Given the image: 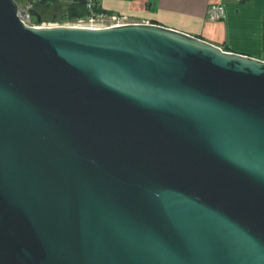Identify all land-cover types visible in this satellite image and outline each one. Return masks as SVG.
Masks as SVG:
<instances>
[{
    "label": "water",
    "instance_id": "95a60500",
    "mask_svg": "<svg viewBox=\"0 0 264 264\" xmlns=\"http://www.w3.org/2000/svg\"><path fill=\"white\" fill-rule=\"evenodd\" d=\"M19 7L0 0V264H264V60Z\"/></svg>",
    "mask_w": 264,
    "mask_h": 264
},
{
    "label": "crops",
    "instance_id": "0c3cea01",
    "mask_svg": "<svg viewBox=\"0 0 264 264\" xmlns=\"http://www.w3.org/2000/svg\"><path fill=\"white\" fill-rule=\"evenodd\" d=\"M102 10L126 15L131 23L177 29L219 46L264 60V0H97ZM223 16L214 20L212 6Z\"/></svg>",
    "mask_w": 264,
    "mask_h": 264
},
{
    "label": "built area",
    "instance_id": "2783aa9c",
    "mask_svg": "<svg viewBox=\"0 0 264 264\" xmlns=\"http://www.w3.org/2000/svg\"><path fill=\"white\" fill-rule=\"evenodd\" d=\"M34 5L32 3H28L19 7L20 9V17L22 18L23 22L30 26L35 27H46V26H58V25H74L79 27H89V28H100V27H110V26H117L126 23H131V20L126 15H121L117 13L113 14H100L98 16L95 13L93 2L88 1L85 5L86 14L82 17H78V20L70 21L72 23L67 22H59V21H37L31 17V9ZM210 16L214 20H218L223 16V11L221 6L216 5L212 6L210 9ZM84 17V18H83Z\"/></svg>",
    "mask_w": 264,
    "mask_h": 264
},
{
    "label": "trees",
    "instance_id": "16d2710c",
    "mask_svg": "<svg viewBox=\"0 0 264 264\" xmlns=\"http://www.w3.org/2000/svg\"><path fill=\"white\" fill-rule=\"evenodd\" d=\"M15 1L19 6L32 3L34 6L31 9V17L34 20L39 18V21H73L86 14L85 5L88 1L93 2L94 10L97 12L114 13L102 10L97 0H26L23 4Z\"/></svg>",
    "mask_w": 264,
    "mask_h": 264
},
{
    "label": "rangeland",
    "instance_id": "374dc122",
    "mask_svg": "<svg viewBox=\"0 0 264 264\" xmlns=\"http://www.w3.org/2000/svg\"><path fill=\"white\" fill-rule=\"evenodd\" d=\"M19 3H21V4H23V3H25L26 2V0H17ZM61 2H63V1H61ZM53 7V6H52ZM100 7V6H99ZM95 13L98 15V16H101L100 14H103V15H106V14H110V13H107V12H104V11H101V12H97V11H95ZM84 18V17H83ZM76 20H78V19H76ZM75 20V21H76ZM49 22H53V21H49ZM65 22H67V23H72V22H70V21H65ZM242 54V53H241Z\"/></svg>",
    "mask_w": 264,
    "mask_h": 264
}]
</instances>
